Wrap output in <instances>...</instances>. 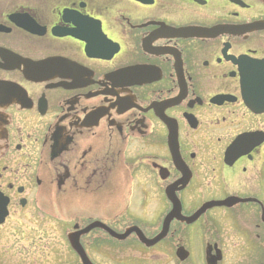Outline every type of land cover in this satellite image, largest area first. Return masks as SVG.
I'll return each mask as SVG.
<instances>
[{"label": "flooded vegetation", "instance_id": "1", "mask_svg": "<svg viewBox=\"0 0 264 264\" xmlns=\"http://www.w3.org/2000/svg\"><path fill=\"white\" fill-rule=\"evenodd\" d=\"M3 216L0 264L47 221L65 264H264V2L0 0Z\"/></svg>", "mask_w": 264, "mask_h": 264}, {"label": "rangeland", "instance_id": "2", "mask_svg": "<svg viewBox=\"0 0 264 264\" xmlns=\"http://www.w3.org/2000/svg\"><path fill=\"white\" fill-rule=\"evenodd\" d=\"M40 227H47L51 232L48 231L39 232L31 237L30 242H19L17 240V236L13 237L11 235H7L5 236V240L2 241L1 243L2 244H19V243L32 244L31 249H29L31 250V254L33 255V260L31 264H65L64 263V260H66L64 256L66 253L65 246L63 240L60 238L59 235L56 234L57 226L47 221L46 224L43 222ZM1 249H3V247H1ZM163 251L165 252V257L167 260L173 259L174 254L172 253V250L170 248L164 249ZM24 255L25 252L22 251L21 257L23 258ZM17 259L18 257L14 255L13 258L14 262L12 264H17L16 262ZM160 263L161 261L156 264H160Z\"/></svg>", "mask_w": 264, "mask_h": 264}, {"label": "water", "instance_id": "3", "mask_svg": "<svg viewBox=\"0 0 264 264\" xmlns=\"http://www.w3.org/2000/svg\"><path fill=\"white\" fill-rule=\"evenodd\" d=\"M264 2V0H262ZM88 231V230H87ZM166 235V229L158 236L156 237L154 240L152 241H148L143 235H140V239L142 240V242L148 244V245H152L155 244L156 242L160 241L162 238H164V236ZM119 239H124L126 238V236H119ZM71 244L72 247L74 248V250L79 254V256L81 257L83 264H92L87 255L85 254L83 248L80 246L79 244V240L77 238H75V240L71 239Z\"/></svg>", "mask_w": 264, "mask_h": 264}]
</instances>
